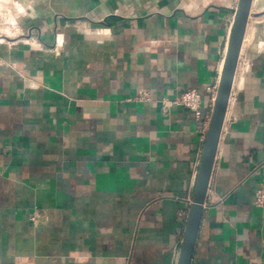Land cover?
I'll return each mask as SVG.
<instances>
[{
    "label": "crops",
    "instance_id": "obj_1",
    "mask_svg": "<svg viewBox=\"0 0 264 264\" xmlns=\"http://www.w3.org/2000/svg\"><path fill=\"white\" fill-rule=\"evenodd\" d=\"M19 2L24 38L0 40V264H177L207 130L161 101L195 89L212 112L239 0ZM251 16L192 264H264V0Z\"/></svg>",
    "mask_w": 264,
    "mask_h": 264
},
{
    "label": "water",
    "instance_id": "obj_2",
    "mask_svg": "<svg viewBox=\"0 0 264 264\" xmlns=\"http://www.w3.org/2000/svg\"><path fill=\"white\" fill-rule=\"evenodd\" d=\"M253 1L254 0H239L234 13V19L202 149L191 208L186 221L177 264H192L196 241L206 204L207 193L228 112L232 87L248 23L251 17ZM254 31H257V26ZM255 32L249 42V51L251 53H254L259 46V41Z\"/></svg>",
    "mask_w": 264,
    "mask_h": 264
},
{
    "label": "built area",
    "instance_id": "obj_3",
    "mask_svg": "<svg viewBox=\"0 0 264 264\" xmlns=\"http://www.w3.org/2000/svg\"><path fill=\"white\" fill-rule=\"evenodd\" d=\"M251 21H252V16L250 17L248 27ZM244 50H245V46L240 54L235 79L237 77V74L239 73V69L245 68V62L243 61L244 60L243 59ZM217 89H218V84L214 88L208 89V93L212 95L213 102H214V99L217 93ZM236 92H237V85L235 84V80H234L229 104L235 98ZM136 101L151 102V97L149 94L144 93V94H140L139 96L133 99L128 100V102H136ZM202 104H203V100H202V96L200 92H198L195 89H191V90H188L182 93L180 96L174 99H167V98L163 99L161 101V109L164 113L168 114L174 108H178V107L185 108L191 111L199 121H203V122L206 121L205 130H207L210 117H211V113L208 115L206 111L203 109ZM255 207L258 209L264 208V185L263 184H260V186L255 192ZM32 219L34 222H37V216H34Z\"/></svg>",
    "mask_w": 264,
    "mask_h": 264
},
{
    "label": "rangeland",
    "instance_id": "obj_4",
    "mask_svg": "<svg viewBox=\"0 0 264 264\" xmlns=\"http://www.w3.org/2000/svg\"><path fill=\"white\" fill-rule=\"evenodd\" d=\"M23 14L24 8L19 0H0V40L10 41L24 38L21 36ZM250 39L251 36L250 38L248 36L245 46Z\"/></svg>",
    "mask_w": 264,
    "mask_h": 264
},
{
    "label": "bare ground",
    "instance_id": "obj_5",
    "mask_svg": "<svg viewBox=\"0 0 264 264\" xmlns=\"http://www.w3.org/2000/svg\"><path fill=\"white\" fill-rule=\"evenodd\" d=\"M247 38H248V36H246V39H245V41L243 42L242 50H243V48H244V46H245V44H246V42H247ZM260 45H261V43H260Z\"/></svg>",
    "mask_w": 264,
    "mask_h": 264
}]
</instances>
